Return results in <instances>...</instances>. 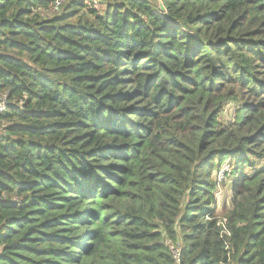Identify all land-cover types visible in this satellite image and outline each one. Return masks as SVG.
I'll list each match as a JSON object with an SVG mask.
<instances>
[{"label":"trees","instance_id":"16d2710c","mask_svg":"<svg viewBox=\"0 0 264 264\" xmlns=\"http://www.w3.org/2000/svg\"><path fill=\"white\" fill-rule=\"evenodd\" d=\"M56 1L0 0V264H264V0Z\"/></svg>","mask_w":264,"mask_h":264},{"label":"rangeland","instance_id":"374dc122","mask_svg":"<svg viewBox=\"0 0 264 264\" xmlns=\"http://www.w3.org/2000/svg\"><path fill=\"white\" fill-rule=\"evenodd\" d=\"M89 1H94L96 8L98 10L101 11L103 9V4L98 2V0H85V3H87V5H88ZM236 109H237V103L230 101L226 105L224 111L221 113L220 120L223 122L232 121L234 119ZM216 179L218 181V175L217 174H216ZM231 183H232L231 177L229 176V174L225 173L223 180L220 182L222 195L216 204L217 213H218L219 217H225L226 211H228L230 208V199L232 197Z\"/></svg>","mask_w":264,"mask_h":264},{"label":"built area","instance_id":"2783aa9c","mask_svg":"<svg viewBox=\"0 0 264 264\" xmlns=\"http://www.w3.org/2000/svg\"><path fill=\"white\" fill-rule=\"evenodd\" d=\"M65 1L66 0H57L54 5L53 10H57L61 6V4H63ZM88 5L92 8L97 9L94 1H89ZM5 109H6V102H5V99H2V101H0V111H4ZM230 168L231 167L228 163H224L217 172L219 188L217 189V192L215 194L216 201L219 200V198L222 195L220 182L223 180L225 173H227L230 170ZM227 223H228V220L226 217H219L218 225L222 228L223 233L226 235H231V232L227 226ZM166 244L169 245L171 248V251L175 259V264H181V254H182V248H183L182 245L172 240H167Z\"/></svg>","mask_w":264,"mask_h":264}]
</instances>
